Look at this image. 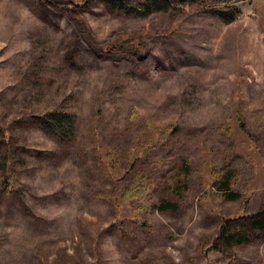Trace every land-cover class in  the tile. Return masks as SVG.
<instances>
[{
    "label": "rangeland",
    "instance_id": "374dc122",
    "mask_svg": "<svg viewBox=\"0 0 264 264\" xmlns=\"http://www.w3.org/2000/svg\"><path fill=\"white\" fill-rule=\"evenodd\" d=\"M48 1L0 0V178L17 183L0 182V264H264L249 219L218 236L264 206V0ZM58 107L69 137L34 118ZM152 124L168 135L137 156ZM111 148L133 161L115 182ZM137 172L147 196L125 201Z\"/></svg>",
    "mask_w": 264,
    "mask_h": 264
},
{
    "label": "trees",
    "instance_id": "16d2710c",
    "mask_svg": "<svg viewBox=\"0 0 264 264\" xmlns=\"http://www.w3.org/2000/svg\"><path fill=\"white\" fill-rule=\"evenodd\" d=\"M47 4H51L48 0H45ZM92 0H82V3H80L79 6H86L89 4ZM102 2L108 4L113 9H117L122 11L124 14H146L150 12H164L167 11L169 7H172L174 5V2L176 0H101ZM190 1L194 0H177L179 4H187ZM73 5H76L72 2ZM53 6V5H52ZM214 15H220L224 17L223 11L220 10H213ZM79 21H82V19L79 18ZM85 26V25H84ZM86 27V26H85ZM110 46V45H109ZM101 50L108 51L109 47L107 45H103L100 47ZM97 112L94 113V116H97ZM129 118L134 117V113H130ZM37 124L41 126L45 131H47L52 136H62V137H69L73 134L74 130V122H73V113L66 109L56 108L52 111H49L47 113H44L42 115H37L34 117ZM239 126L242 125L240 121ZM150 128H153V131L142 135L139 140L135 143V153L137 156L143 155V154H150L153 152L159 145H162L163 136L168 135V132L165 130H162V128H159L157 126L149 125ZM94 151L95 153L100 156L101 155V146L98 142V139H96L94 144ZM104 155V160L100 161L101 171L103 175L110 181L115 182L116 180L120 179L124 173L127 172V170L130 169L131 164L133 161L129 158V161L127 162V165L125 166V170L122 167V164L120 163V157L116 155L115 148H111L108 150ZM0 182L2 185V188L4 190H7L8 192H12L13 185L17 186V183L15 181H12L11 176H8L7 178H0ZM150 181H148L147 176L142 175L140 173H136L134 179L128 185L127 187L121 188L119 194L122 196L123 200L125 201H134L138 200L143 201L144 198L147 196L148 189L150 187ZM223 187H227V183H222ZM226 196L229 199H236L238 196L235 193H228ZM136 208V207H135ZM138 207V209H140ZM169 208L168 206L162 207L160 205V210H165ZM134 209V207H133ZM240 218H247L251 221V225L259 230L264 231V206L255 212L248 213V214H241L234 218H225L222 219V222L219 225L218 228V236H222L224 232L227 229L228 223L235 221ZM235 233V232H234ZM230 233L228 236V241L226 243H230V241H234L236 243L242 242V239L240 237H237V234ZM218 236L215 237L212 242L213 245H216Z\"/></svg>",
    "mask_w": 264,
    "mask_h": 264
}]
</instances>
